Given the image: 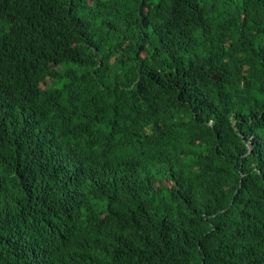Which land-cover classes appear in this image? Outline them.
<instances>
[{"label":"trees","instance_id":"1","mask_svg":"<svg viewBox=\"0 0 264 264\" xmlns=\"http://www.w3.org/2000/svg\"><path fill=\"white\" fill-rule=\"evenodd\" d=\"M0 264H264V0H0Z\"/></svg>","mask_w":264,"mask_h":264},{"label":"water","instance_id":"2","mask_svg":"<svg viewBox=\"0 0 264 264\" xmlns=\"http://www.w3.org/2000/svg\"><path fill=\"white\" fill-rule=\"evenodd\" d=\"M215 78H216V79H218V78H219V76H215Z\"/></svg>","mask_w":264,"mask_h":264}]
</instances>
